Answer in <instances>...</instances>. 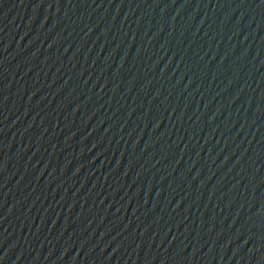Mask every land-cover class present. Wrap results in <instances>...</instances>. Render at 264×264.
<instances>
[{
  "label": "water",
  "instance_id": "water-1",
  "mask_svg": "<svg viewBox=\"0 0 264 264\" xmlns=\"http://www.w3.org/2000/svg\"><path fill=\"white\" fill-rule=\"evenodd\" d=\"M0 264H264V0H0Z\"/></svg>",
  "mask_w": 264,
  "mask_h": 264
}]
</instances>
